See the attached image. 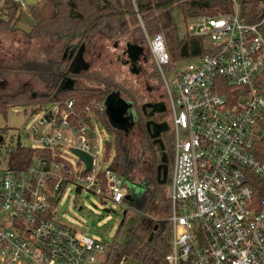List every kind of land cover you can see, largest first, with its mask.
Wrapping results in <instances>:
<instances>
[{"label":"built area","instance_id":"2783aa9c","mask_svg":"<svg viewBox=\"0 0 264 264\" xmlns=\"http://www.w3.org/2000/svg\"><path fill=\"white\" fill-rule=\"evenodd\" d=\"M227 1L231 14L187 21L186 33L211 46L209 54L184 61L182 71L170 64L163 34L145 35L173 141L167 264H264V94L255 86L264 69V16L246 23L239 0ZM6 5L19 14L31 6L0 0V14ZM223 79L232 87L230 96L220 93ZM104 102L80 109L72 99L29 106L37 121L26 142L5 144L0 132V264L102 263L107 245L55 221L53 213L72 183L124 203L129 188L108 168L111 159L106 169L96 168ZM19 148L39 154L16 169L10 156ZM74 150L91 156L90 170Z\"/></svg>","mask_w":264,"mask_h":264},{"label":"trees","instance_id":"16d2710c","mask_svg":"<svg viewBox=\"0 0 264 264\" xmlns=\"http://www.w3.org/2000/svg\"><path fill=\"white\" fill-rule=\"evenodd\" d=\"M257 3H262L263 7L259 9ZM239 5H250L248 10L240 12V17L246 23H256L264 16V0H239ZM4 9L7 11L0 14V30L21 32L16 27L21 18L18 8L6 5ZM27 12L33 25L30 27V34L21 33L30 38L67 39L66 46L77 40V50L81 46L84 49L86 45L91 46L98 37H103L114 45L125 41L128 46L142 49L141 55L145 62L146 48L154 69L152 78L158 81L162 92L159 73L145 35L153 37L158 33L163 34L170 64L201 57L210 53L205 39L187 33L180 36L174 13L180 14L182 23L186 25L188 20L196 17L231 14L233 5L227 0H43L41 4L29 6ZM59 56L54 60L21 62L20 68L16 67V70L20 74L30 75L40 90L34 91L23 84L15 93L0 94V115L5 117L7 111L14 108L41 106L68 99L74 100L76 108L80 109L91 101L102 102L113 92H119L125 101L131 102L137 121L128 133L112 128L106 115L99 117L104 129L113 137L106 145L107 153L113 151L108 168L120 174L128 186H140L143 190L139 205L125 209L123 221L106 248L103 264H121L124 259L133 260L135 264H167L165 256L169 252L170 223L167 219H154L153 213L156 204L163 205L167 213L170 210L166 196L170 172L168 173L167 166V176L162 183L158 170L162 165L163 155L166 156L167 163L172 160V133L163 132L159 142L151 138L147 128L150 119L143 116L141 110L146 96L135 94L114 76L104 77L97 72L87 74V71L79 74L67 73L70 61L65 60L63 54ZM8 70V67L0 65V75H8ZM64 74L71 80L82 78L87 86L82 88L74 85L72 89L59 92L55 96ZM255 86L264 94V69ZM231 88L223 79L220 93L230 96ZM134 127H138L135 134L139 135V140L136 142L129 138ZM37 154V150L19 148L11 154L10 166L21 169ZM42 154L48 156L49 153ZM127 221L129 224L126 234L121 237Z\"/></svg>","mask_w":264,"mask_h":264},{"label":"rangeland","instance_id":"374dc122","mask_svg":"<svg viewBox=\"0 0 264 264\" xmlns=\"http://www.w3.org/2000/svg\"><path fill=\"white\" fill-rule=\"evenodd\" d=\"M43 0H36V3L41 4ZM260 9L263 7L262 3H257ZM250 5H239V12L248 10ZM20 18V24L31 27L33 20L27 11H23ZM175 22L179 28L180 36L185 34V24L182 23L180 14L174 13ZM67 39H53L43 38L35 39L26 36V34L19 31H5L0 30V65L9 68L8 75H0V94L15 93L23 86L28 85L34 91L40 90L35 80L30 75L20 74L17 68H20V63L29 60H54L59 58L60 54L68 55L71 47L77 48V40L72 43L69 42L66 46ZM79 45V44H78ZM205 45L211 46V42L205 39ZM127 46L125 41H121L118 45L109 43L103 37L94 39L91 46L86 45L84 50V61L89 65L87 74L97 72L104 77H113L123 82L125 86L131 89L135 94L146 96V102L158 101V96L161 95L159 83L152 78L154 69L148 51L145 48V55L147 62L139 55L133 61L127 55ZM65 47V48H64ZM64 49V50H63ZM65 51V52H64ZM77 51V50H76ZM64 66V65H62ZM186 66V62L174 64L177 71H182ZM17 67V68H16ZM172 74L167 73L170 78ZM75 81V86L85 88L87 83L78 78ZM123 97L122 94H120ZM124 111V127L123 130H128L136 121V116L132 113L130 104L123 100ZM28 107H22L21 111L16 108L7 111L6 116L0 115V132L5 136V144H9L13 139L19 138L21 142H26L30 135L31 126L37 121ZM166 122L170 123L167 117ZM122 130V129H121ZM138 127H134L133 132L129 138L131 141H138V134L136 135ZM113 137L104 129L101 130L98 141V159L96 160V168L104 170L108 167L109 159L113 158V151L105 152L106 160L102 157V151L106 143H110ZM71 157V155H68ZM76 158L71 160L75 164ZM160 159V157H158ZM168 173L171 172V161L167 163ZM129 191L125 196L124 203L117 205L110 200L98 197L85 190H79L76 184L72 183L65 187L61 193L60 198L54 206L53 219L60 222L76 231L85 232L89 237L100 240L108 245L112 242L118 227L123 221V213L127 207L139 205L143 190L140 186H128ZM168 213L163 205L156 204L154 209V219H167ZM129 221L123 229L121 237L126 234ZM106 247V248H107ZM106 253V250H105ZM105 255L101 260L103 264ZM121 264H135L133 260L126 259Z\"/></svg>","mask_w":264,"mask_h":264},{"label":"water","instance_id":"95a60500","mask_svg":"<svg viewBox=\"0 0 264 264\" xmlns=\"http://www.w3.org/2000/svg\"><path fill=\"white\" fill-rule=\"evenodd\" d=\"M28 4L30 5H34L36 3V0H26ZM257 1H261V0H257ZM18 30H20L21 32H24L26 34H30L31 29L27 26L24 25H17L16 26ZM84 46H81L76 53L75 49L71 50L70 52V58H71V62L69 64V68L67 73L70 74H79L83 71H87L89 68V65L84 61L83 58V53H84ZM142 54V49L138 48L136 46H127V55L129 58H131V60L135 61L139 55ZM75 84L74 80H68L67 82L65 80H62L56 93L55 96L62 91L65 90H70L73 88ZM34 97V95H33ZM105 107H106V117L108 120V123L110 124V126L116 130L122 131L124 133H128L129 130L132 128V126L124 131L123 130V125H124V111H125V106L123 103V99L121 98V95L119 92H113L111 94H109L107 96V98L105 99ZM157 107V108H156ZM155 110L157 113H161L164 112V106L163 104H159V106H156ZM20 109V108H18ZM147 128L151 134V138L156 139V141L159 142L158 137L160 136V134L162 132L166 131V124H155L152 122H148L147 123ZM122 129V130H121ZM0 142H1V136H0ZM74 153L77 155V157L84 162L85 166H86V170H90L92 168V162L93 159L91 158V156L74 150ZM167 158L165 155L162 156V165L159 167L158 170V177L161 178L162 177V183L165 182L166 176H167ZM151 238V236H150ZM126 259L123 260V262H125Z\"/></svg>","mask_w":264,"mask_h":264},{"label":"flooded vegetation","instance_id":"af4514ba","mask_svg":"<svg viewBox=\"0 0 264 264\" xmlns=\"http://www.w3.org/2000/svg\"><path fill=\"white\" fill-rule=\"evenodd\" d=\"M73 49H75V52H74V54L76 53V50H77V48H75V47H71V49L69 50V53H68V55L66 54V52H68V51H66L65 53H64V55H63V58L65 59V60H69L70 62H71V58H70V52H71V50H73ZM84 54V53H83ZM84 56V55H83ZM69 62V63H70ZM62 80H65L66 82L68 81V80H70V78L69 77H67V74H64V76H63V79ZM123 98V97H122ZM158 98V101H156V102H153V103H151V102H145L143 105H142V107H141V110H142V113H143V116H145V117H148L150 120H149V122H152V123H155V124H161V123H166V131L167 132H169L170 131V126H169V124H168V122H163V121H166V119H167V117H168V114H167V109H166V107L164 106V112H161V113H157L156 112V110H155V107L156 106H159V104H162V103H160V96H158L157 97ZM130 105H131V111H132V113H134V109H133V106H132V103L131 102H128ZM157 108V107H156ZM135 114V113H134ZM136 116V115H135ZM136 119H137V117H136ZM136 123V122H135ZM135 123L133 124V126L135 125ZM132 126V127H133ZM165 131V132H166ZM163 133V132H162ZM162 133L160 134V136L158 137V139L161 137V135H162Z\"/></svg>","mask_w":264,"mask_h":264},{"label":"crops","instance_id":"0c3cea01","mask_svg":"<svg viewBox=\"0 0 264 264\" xmlns=\"http://www.w3.org/2000/svg\"><path fill=\"white\" fill-rule=\"evenodd\" d=\"M184 31H185V28H184ZM185 33H186V31H185ZM71 80V79H70ZM20 108V107H19ZM18 109V108H17ZM19 110V109H18Z\"/></svg>","mask_w":264,"mask_h":264}]
</instances>
